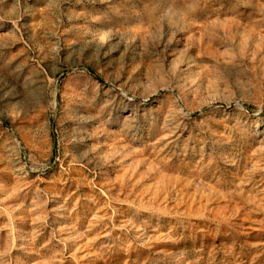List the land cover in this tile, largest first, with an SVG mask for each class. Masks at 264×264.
<instances>
[{
	"label": "rangeland",
	"instance_id": "374dc122",
	"mask_svg": "<svg viewBox=\"0 0 264 264\" xmlns=\"http://www.w3.org/2000/svg\"><path fill=\"white\" fill-rule=\"evenodd\" d=\"M0 264H264V0H0Z\"/></svg>",
	"mask_w": 264,
	"mask_h": 264
}]
</instances>
